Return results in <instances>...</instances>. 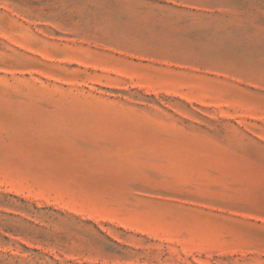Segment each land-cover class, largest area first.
Returning a JSON list of instances; mask_svg holds the SVG:
<instances>
[{
	"label": "rangeland",
	"instance_id": "rangeland-1",
	"mask_svg": "<svg viewBox=\"0 0 264 264\" xmlns=\"http://www.w3.org/2000/svg\"><path fill=\"white\" fill-rule=\"evenodd\" d=\"M0 264H264V0H0Z\"/></svg>",
	"mask_w": 264,
	"mask_h": 264
}]
</instances>
